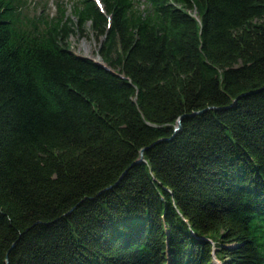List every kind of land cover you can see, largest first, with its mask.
<instances>
[{
  "label": "trees",
  "instance_id": "trees-1",
  "mask_svg": "<svg viewBox=\"0 0 264 264\" xmlns=\"http://www.w3.org/2000/svg\"><path fill=\"white\" fill-rule=\"evenodd\" d=\"M101 3L0 0V264H264V0Z\"/></svg>",
  "mask_w": 264,
  "mask_h": 264
},
{
  "label": "rangeland",
  "instance_id": "rangeland-1",
  "mask_svg": "<svg viewBox=\"0 0 264 264\" xmlns=\"http://www.w3.org/2000/svg\"><path fill=\"white\" fill-rule=\"evenodd\" d=\"M73 1L76 0H26L22 13L28 15L31 19H34L33 17L39 16L40 12L43 10L45 16L52 17L57 11L56 3L64 2L66 15L69 16L71 14V4ZM83 32L84 33L81 35L74 33L69 37L68 44L70 49L78 55L100 61L96 54L98 43L88 31Z\"/></svg>",
  "mask_w": 264,
  "mask_h": 264
},
{
  "label": "water",
  "instance_id": "water-1",
  "mask_svg": "<svg viewBox=\"0 0 264 264\" xmlns=\"http://www.w3.org/2000/svg\"><path fill=\"white\" fill-rule=\"evenodd\" d=\"M95 62H100V61H97V60H94ZM203 112H199V113H197V114H202ZM181 120H182V118L180 117L178 120H177V124H176V127H175V129H174V132H179L180 131V129H181ZM140 156H141V158H140V161L142 160V156H143V151H141V153H140Z\"/></svg>",
  "mask_w": 264,
  "mask_h": 264
}]
</instances>
